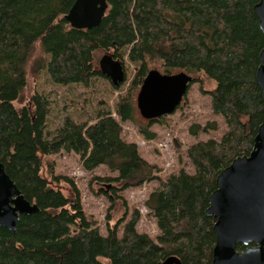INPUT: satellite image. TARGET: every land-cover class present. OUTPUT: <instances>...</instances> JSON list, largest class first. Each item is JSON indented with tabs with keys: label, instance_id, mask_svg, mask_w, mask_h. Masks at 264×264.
Segmentation results:
<instances>
[{
	"label": "trees",
	"instance_id": "16d2710c",
	"mask_svg": "<svg viewBox=\"0 0 264 264\" xmlns=\"http://www.w3.org/2000/svg\"><path fill=\"white\" fill-rule=\"evenodd\" d=\"M74 1L0 0V162L24 197L39 207L36 213L20 216L15 232L0 227V264H160L168 256L182 264H211L215 232L212 218L205 214L209 195L220 170L252 149L264 112L255 79L264 48V33L252 10L257 0H107L101 22L90 29L72 28L65 20ZM37 42L46 57L39 58L32 71L42 70L64 86L89 88L97 78L108 79L99 70L98 50L111 51L115 58L126 55L135 65L130 85L120 93L125 80L117 87L111 84L119 92L114 108L118 118L109 110H99L88 121L67 116L48 135L50 106L44 94L32 95V112L15 108ZM152 61H160L165 73L184 71L193 78L202 73L215 82L214 89L203 92L211 96V110L224 118L227 129L219 140L189 145L194 172L179 169L167 178L156 176L159 168L122 136V123L133 121L134 94ZM161 118L138 124L146 140L156 136L149 124L163 123ZM216 128L214 121L193 123L189 133ZM62 150L77 154L85 171L104 165L117 172L102 180L115 183L109 189L106 219L121 201V234L118 224L104 234L87 218L69 177L52 175L55 182L69 184L67 197L42 176L40 155ZM152 178L159 185L144 206L159 230L155 240L137 229L138 209L126 219L121 194ZM244 248L237 245L238 250Z\"/></svg>",
	"mask_w": 264,
	"mask_h": 264
},
{
	"label": "rangeland",
	"instance_id": "374dc122",
	"mask_svg": "<svg viewBox=\"0 0 264 264\" xmlns=\"http://www.w3.org/2000/svg\"><path fill=\"white\" fill-rule=\"evenodd\" d=\"M105 53L112 54L111 51L103 50H98L95 53L97 63ZM45 57L46 55L42 53L38 42L35 43L33 53L26 65V85L22 91L21 98L13 102L15 108L28 107L32 112L34 110L31 101L32 95L35 93L44 94L48 98L50 106L46 125L48 135H52L67 116L78 121H88L93 119L99 110H109L115 118H118L114 113V108L119 92L113 91L109 79L97 78L89 88L76 84L65 86L55 84L44 71L41 70L37 74L32 71V66L35 62L39 58ZM117 59L123 62L125 69V82L120 92L123 93L131 83L135 65L128 61L126 55ZM148 67L149 69L155 68L163 72L160 61L149 62ZM193 79L194 81L191 82L180 104L181 107L178 106L173 113L162 116L161 119H164L163 123L156 121L149 124V129L156 133L153 139L146 140L139 132L138 124H148V120L140 115L135 105V97L139 89L136 90L133 98L135 106L133 121L122 123L123 138L137 144L141 156L159 168L154 174L161 178H167L170 174L177 173L179 169L194 172V167L187 155L189 145L200 140H219L227 129L224 118L221 115L214 114L211 110V96L207 92L214 89L215 82L204 77L202 73L194 75ZM213 121L217 125L216 130L200 131L196 135L189 133V127L193 123L205 125L207 122ZM40 159L41 174L52 187L59 189L67 197L71 196L69 184L63 181L55 182L52 175L69 177L79 190L87 218L92 222H96V225L104 234L107 232V227L112 228L115 224H118V233L121 234L123 225L121 218L124 216L121 201L114 205V209L111 210L108 219H106L108 209L111 206L108 193L111 186L115 183H107L102 180L105 176H116V171L111 172L104 165L91 171H85L81 167L80 157L74 152H65L64 150L57 154H41ZM158 185L159 180L152 178L141 186L128 188L121 192L122 197L126 201V219L130 217L134 208L138 209L141 213V218L137 229L147 232L154 240L159 230L156 226L155 218L144 206V201L148 197L149 192L158 187ZM102 190H105L106 194Z\"/></svg>",
	"mask_w": 264,
	"mask_h": 264
},
{
	"label": "water",
	"instance_id": "95a60500",
	"mask_svg": "<svg viewBox=\"0 0 264 264\" xmlns=\"http://www.w3.org/2000/svg\"><path fill=\"white\" fill-rule=\"evenodd\" d=\"M107 8V0H75L64 18L72 28L90 29L99 25ZM252 10L264 33V0H257ZM98 66L114 87L124 82L123 62L112 54H103ZM255 79L264 98V48ZM192 81L184 71L149 69L135 97L140 115L151 120L173 113ZM215 181L205 210L215 232L211 264H264V112L250 152L235 157ZM38 211L37 204L24 197L0 162V227L15 232L21 215ZM238 244L245 248L238 250ZM160 264L182 263L178 257L168 256Z\"/></svg>",
	"mask_w": 264,
	"mask_h": 264
}]
</instances>
